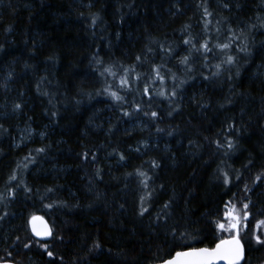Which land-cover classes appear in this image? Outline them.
Returning a JSON list of instances; mask_svg holds the SVG:
<instances>
[{
	"label": "trees",
	"instance_id": "obj_1",
	"mask_svg": "<svg viewBox=\"0 0 264 264\" xmlns=\"http://www.w3.org/2000/svg\"><path fill=\"white\" fill-rule=\"evenodd\" d=\"M204 6L213 13V37L226 40L217 27L239 37L226 50L234 65L215 77L214 65L226 59L219 52L208 68L195 55L190 72L179 63L187 54L183 39L204 36ZM160 43L176 55L169 60ZM244 46L247 51H239ZM138 55L146 57L139 66ZM153 62L171 71L164 85H147L155 94L149 104L142 93ZM121 65L135 67L133 76L141 77L133 79L131 91L120 88ZM101 66L112 67L117 77L102 76ZM261 66L264 0H0V216L8 213L0 220V262L160 263L175 251L212 248L229 238L215 222L231 209L229 201L242 217L250 199L255 207L239 234L242 264L264 263V246L252 238L264 219V176L256 179L264 173ZM106 81L123 103L104 91ZM174 85L172 107L178 111L169 115V100L158 93L167 96ZM137 103L161 119L154 123L135 113ZM136 123L142 128L130 129ZM28 125L40 135L18 144V130ZM217 139H231L235 147L217 149ZM143 143L148 149L137 150ZM14 173L19 185L7 199ZM222 173L229 176L227 185ZM245 185L251 191L245 193ZM142 206L150 214L141 217ZM34 216L49 222L48 242L32 237L28 223ZM168 229L178 232L175 251L166 246Z\"/></svg>",
	"mask_w": 264,
	"mask_h": 264
},
{
	"label": "snow or ice",
	"instance_id": "obj_2",
	"mask_svg": "<svg viewBox=\"0 0 264 264\" xmlns=\"http://www.w3.org/2000/svg\"><path fill=\"white\" fill-rule=\"evenodd\" d=\"M205 5L207 4V0H204ZM224 8H229V4L224 3L223 4ZM179 11V9H177ZM204 12V36L201 37L200 39H197L196 37H193L189 35L187 38L183 39V44L185 48L187 49V54L184 55L182 58H180L179 63L184 66L185 70L190 72L191 67L189 66L190 63V58L193 57L194 55L202 58L204 60V65L203 67L208 68L210 67L209 65V59L211 58L212 55H215L216 52H219L220 55H225L226 59L221 60L220 63L215 64V71L211 72V77H215L221 74L223 70L230 71L231 66L234 65L235 59L233 55L226 53V50L230 49L232 47V43L234 40L239 39V37L233 33V30L231 28H228L227 31L222 32L220 27L216 28V32L219 34H222L225 36L226 40L225 41H220L219 36L213 37L211 30H210V24L211 21L209 20V17L213 16V13L209 11L207 6H204L203 8ZM226 21L223 20H218L217 24H224ZM93 24H95V18H93ZM189 25H185L184 28L187 30ZM216 40V43L213 44V40ZM159 50L161 53H165L167 58L170 60L174 55H176L175 50L172 48L171 45L165 44V43H160L159 45ZM149 52L152 51L151 48L148 49ZM239 51L246 52L247 48L246 46L239 48ZM146 57L145 56H140L138 55L136 57V62L137 65H142L145 61ZM164 57H162V60ZM222 65H227L229 66L228 68L224 69L222 68ZM119 71H121L123 74L119 76V85L120 88L126 89L127 91H131V84L133 82V79H135L137 82L140 80L139 74H136L133 76V74L136 73V68L135 67H124L123 65L120 66ZM170 69H167L165 65L162 63L161 65H155L153 62V66L151 68V71L147 74V80L145 87L143 89V96L148 97V102L149 104L153 101L154 93L151 92L150 88L147 86L148 84H155L157 81L161 85H164L166 79L168 78V73L170 72ZM107 73V75L112 76V77H117V71H114L112 67H104L101 66L100 68V74L103 76ZM208 75L204 76L205 80H209L211 78ZM231 78V77H230ZM171 79L175 82L177 77L175 73H172ZM186 81L181 80L179 83L180 85L184 84ZM107 87H105L104 91L109 92L111 97L113 98L114 101L123 103L124 97L121 94H118L117 91H112L113 85L111 83H107ZM178 85H174L172 90L169 92L167 96H165L164 91H160L158 94L165 99L169 100L170 104V111L169 115H172L173 111H178L177 108L172 107V104L175 100V97L177 96V90L176 88ZM201 107H204V104H200ZM22 105L20 103H16L14 105V110H20ZM135 113H140L143 112V115L145 117H150V119L156 123L161 119V114L158 113L155 110H152L149 112L148 110H145L144 108L141 107L139 103L135 105L134 108ZM131 113L129 111H124L123 116L128 117L130 116ZM156 131L163 132V129L157 127ZM228 131L232 132L233 131V126L232 124L228 125ZM169 135H172L171 132L168 133ZM227 146L229 150L233 149L235 145L233 144V141L231 139H225L221 141L220 139L216 140V147L217 149L223 148ZM138 150V149H137ZM38 153L43 152L44 149H36ZM27 159V158H26ZM121 160L124 159L123 156L120 157ZM153 167H159L158 164H156L154 161L152 162ZM141 176L144 175V173H140ZM224 175V184L229 183V176L228 174L222 173ZM261 176H264V173H261L260 175L257 176V180L261 179ZM237 179H239V176H237ZM12 181H17L16 184H12ZM19 185L18 182V177L14 173L10 177L9 184L6 185V189H8V196L6 197L7 199H12L14 198V189ZM26 192H30L31 189L25 186L24 189ZM49 192L52 191V189H48ZM248 191H251L250 188H248L247 185H245V193ZM5 197H0V200H3ZM143 197H141V201H143ZM229 204H231V209L226 210L223 218L221 220L216 221V228L219 229L220 231H228L230 233L235 232V236L228 240V241H221L220 244L216 245V248L214 250H209L208 248H197V249H192L190 251H175V246L177 245V236L178 232L175 229H168L167 235L171 236V240L166 242V246L171 245L173 248V251H175V255L171 258L165 259L161 258L160 259V264H214V261L217 259H225L228 261V264H239L240 260L244 256V248L241 244V238L239 236V226H240V218L236 213V207L237 204L233 203L232 201H229ZM169 207V204H165L164 208L167 209ZM226 209H228V204L225 205ZM255 205L252 204V201L250 199H247L243 202V210H242V217L243 220L247 221L249 218V215L251 213L252 208H254ZM145 213H149V209L147 207L141 208V211L139 212V215L143 217ZM150 214V213H149ZM261 214H264L262 212ZM8 213L4 212L3 216H0V220H3L5 216H7ZM165 220L167 217V213H164ZM161 219V215L157 214L156 221L159 222ZM260 225H264V220H261L259 222ZM50 234V233H49ZM36 235H40L39 233H36ZM255 240V243L257 245L264 246V237L260 235H253L252 237ZM17 240H19V237H17ZM30 245L29 243H25L24 247L28 248ZM96 247H99V245H96ZM228 248L230 250V255H225L224 250L225 248ZM47 250V249H46ZM8 255H11L9 253ZM48 255L51 257L53 253L51 251H48ZM0 261H2V258H0Z\"/></svg>",
	"mask_w": 264,
	"mask_h": 264
},
{
	"label": "water",
	"instance_id": "obj_3",
	"mask_svg": "<svg viewBox=\"0 0 264 264\" xmlns=\"http://www.w3.org/2000/svg\"><path fill=\"white\" fill-rule=\"evenodd\" d=\"M28 226H29V230H30V233H31L32 237L34 239H36L37 241H39V242H48L52 238V228H51L49 222L44 217H42V216H34V217H32L29 220ZM36 233H39L40 235H36ZM232 238L223 239L221 241H228V240H230ZM221 241L217 242L212 248H208V249L209 250H214L216 248V245L220 244ZM241 244H242V246L244 248V245H243L242 242H241ZM201 248H207V247H201ZM193 249H197V248H193ZM190 250H192V249L184 250V251H190ZM224 254L225 255H230V250L227 247L224 250ZM244 260H245V248H244V256L240 260L239 264H242L244 262ZM0 264H15V263H12V262H0ZM156 264H160V263H156ZM214 264H228V261L225 260V259H217V260L214 261Z\"/></svg>",
	"mask_w": 264,
	"mask_h": 264
},
{
	"label": "rangeland",
	"instance_id": "obj_4",
	"mask_svg": "<svg viewBox=\"0 0 264 264\" xmlns=\"http://www.w3.org/2000/svg\"><path fill=\"white\" fill-rule=\"evenodd\" d=\"M259 69V72H260V75L264 78V66H261ZM142 128V124L141 123H136L133 125V127H131L130 129H135V130H138V129H141ZM20 131L19 132V136H18V141L17 143L18 144H22L23 141H26V140H29L31 137L35 136V135H40V134H37L32 128L30 125L28 126H24L22 129L18 130ZM151 146V145H150ZM148 145L146 143H143L141 144V146H138V150H142V149H145L147 150L148 148ZM147 148V149H146ZM237 215L239 216L240 218V226H239V234H240V231H241V227H242V224L244 222H242V217L237 213ZM264 220V219H263ZM260 221H258L256 224H255V227H254V231H253V235H260L262 237H264V225H260L259 224ZM227 232L229 238H232L234 237L236 234L235 232H228V231H225ZM264 264V263H262Z\"/></svg>",
	"mask_w": 264,
	"mask_h": 264
}]
</instances>
